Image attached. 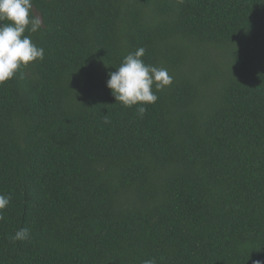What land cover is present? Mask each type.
Listing matches in <instances>:
<instances>
[{
  "label": "trees",
  "instance_id": "16d2710c",
  "mask_svg": "<svg viewBox=\"0 0 264 264\" xmlns=\"http://www.w3.org/2000/svg\"><path fill=\"white\" fill-rule=\"evenodd\" d=\"M32 12L44 59L0 84V264L264 262V0ZM140 47L173 77L142 118L106 87Z\"/></svg>",
  "mask_w": 264,
  "mask_h": 264
},
{
  "label": "clouds",
  "instance_id": "9594fccd",
  "mask_svg": "<svg viewBox=\"0 0 264 264\" xmlns=\"http://www.w3.org/2000/svg\"><path fill=\"white\" fill-rule=\"evenodd\" d=\"M32 8L33 0H0V84L13 79L21 68L44 59V49L33 43L31 35L25 34L37 33L43 26L42 19L33 14ZM145 51L140 47L127 54L120 66L108 73L106 80V87L115 101L126 108L138 105L135 111L141 118L147 112L146 106L158 100L156 92L173 83V77L166 68L144 63ZM10 201L11 196L0 194V221L4 220L3 210ZM29 238L27 227L10 236L13 243ZM143 264H155V260L148 258ZM255 264L264 262L256 261Z\"/></svg>",
  "mask_w": 264,
  "mask_h": 264
}]
</instances>
